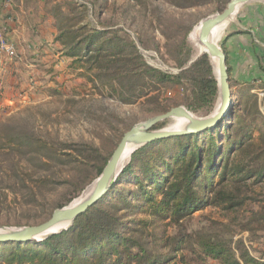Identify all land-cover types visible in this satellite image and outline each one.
Segmentation results:
<instances>
[{"label": "rangeland", "instance_id": "obj_1", "mask_svg": "<svg viewBox=\"0 0 264 264\" xmlns=\"http://www.w3.org/2000/svg\"><path fill=\"white\" fill-rule=\"evenodd\" d=\"M229 1L0 0V228L18 229L45 222L53 208L67 206L93 185L96 167L102 158L110 156L123 133L183 106L185 88L167 84L131 105L108 98L99 82L80 76L83 71L73 70L72 60L64 56L73 37L85 39L99 31L98 43L111 40L112 45L122 47L132 42L148 66L176 74L178 61L188 51L186 68L198 58L197 48L188 40L193 28L223 11ZM251 4L264 5V1L241 6L217 42L219 46L231 25L238 23V14ZM184 39L188 48L180 51ZM232 99L241 106L246 120L256 114L255 135L264 130V98L260 94L232 91ZM216 104L207 114L193 115L209 116ZM163 123L166 129L172 119ZM227 127L228 134L236 135L242 123L231 120ZM16 137H28L30 143L39 139L43 146L36 142L21 148L16 141L8 142ZM84 147L97 150V156L90 150L82 156L74 152ZM165 147L168 154L175 150L174 146L158 144L144 152L145 160L156 164L157 154L166 159ZM141 148L131 152L127 165ZM65 152L71 156L63 157ZM221 171L219 166L215 182ZM253 181L229 180L232 192L243 200L235 210L202 208L176 225L166 215L151 218L140 212L147 205L140 197L127 194L139 191L138 184L128 180L115 185L121 197L112 196L93 206L98 209L94 208L93 218L100 217V210L106 211L117 219V232L137 240L153 255H166L177 232L190 233L206 224L212 233L233 243L241 241L251 255L264 259V181ZM154 197L160 200L162 194L157 192ZM140 220L143 224L138 223ZM113 246L122 247L111 244L105 249ZM66 255L71 256L70 252ZM0 264H6L4 257Z\"/></svg>", "mask_w": 264, "mask_h": 264}, {"label": "trees", "instance_id": "obj_2", "mask_svg": "<svg viewBox=\"0 0 264 264\" xmlns=\"http://www.w3.org/2000/svg\"><path fill=\"white\" fill-rule=\"evenodd\" d=\"M100 34L94 31L80 40L73 37L64 56L72 60L73 70L83 71L80 76H87L92 83L99 82V87L107 90L108 98L131 105L160 85L167 84L185 88L182 105L191 113L203 111L207 114L212 111L218 99V86L206 54L186 68L190 60L188 51L185 58L177 63L179 72L172 74L148 66L132 42L122 47L112 45L111 40L98 43ZM124 48L130 53L126 54ZM183 48H188L185 39L181 42L180 51ZM220 48L223 51V42ZM243 113L241 106L233 104L221 126L142 147L131 155L129 164L120 172L115 185L128 180L137 183L139 191H127V194L140 197L147 205L140 212L151 218L166 215L176 225H181L182 219L192 211L202 208L213 206L225 211L235 210L243 204V200L232 192L229 180L240 183L251 179L255 184L264 181V147H260L264 144V130L255 135L256 114L249 115V120H246ZM231 120L242 123L236 135L226 131ZM163 126L162 122L154 129ZM27 139L16 137L8 142L16 141L21 148L26 143L31 146L36 142L39 147L43 146L39 139H31L34 141L31 143ZM162 143L174 146L175 150L168 154V147H165L166 159L157 154L156 164H150L145 160L144 152ZM87 150L97 156L98 151L90 147L77 148L74 152L82 156ZM63 154L66 158L71 156L70 153ZM110 156L102 158V164L96 167L95 178L101 174ZM219 166L222 171L215 182ZM115 185L104 200L122 196ZM157 192L162 194L160 200L154 197ZM64 206L53 208L47 219L53 211ZM94 208L77 217L67 231L44 241L0 242V259L4 257L6 264H264V259L251 255L243 242L233 243L231 239L212 233L206 224L190 233L185 230L177 232L166 255H153L137 240L117 232V219L106 211L100 210V217L93 218ZM143 222L138 221L139 224ZM111 244L122 247L105 249ZM68 252L70 257L66 255ZM112 257L115 259L111 263Z\"/></svg>", "mask_w": 264, "mask_h": 264}, {"label": "water", "instance_id": "obj_3", "mask_svg": "<svg viewBox=\"0 0 264 264\" xmlns=\"http://www.w3.org/2000/svg\"><path fill=\"white\" fill-rule=\"evenodd\" d=\"M253 1L256 0H230L223 11L214 16L207 17L199 23L198 41L204 47L205 52L198 54L197 57L203 54L209 57L218 86V104H216L217 107L214 114L212 113L209 116L198 118L185 107L179 106L170 109L164 114L157 115L132 126L122 134L109 160L103 167L101 174L94 181L91 192L85 199L76 206L70 207V204H68L67 206L53 211L49 219L39 225L18 229L0 228V242H40L42 241L41 236L56 234L49 232L55 227L66 225V227L63 230H59L58 233L67 230L77 217L84 214L88 209L107 197L121 172L117 174V167L127 146H132L137 149L157 141H163L178 136L198 134L208 129L215 128L218 125L221 126L233 106L232 90L229 84L225 54L218 43H214L211 40L210 35L214 28L223 24L227 26L232 23L237 10L241 6ZM213 59L217 62L215 68L212 63ZM173 117L185 119L187 124L181 130L175 132L164 131V128L158 130L154 129L159 123L165 122Z\"/></svg>", "mask_w": 264, "mask_h": 264}, {"label": "crops", "instance_id": "obj_4", "mask_svg": "<svg viewBox=\"0 0 264 264\" xmlns=\"http://www.w3.org/2000/svg\"><path fill=\"white\" fill-rule=\"evenodd\" d=\"M237 18L222 40L231 90L264 98V5H247Z\"/></svg>", "mask_w": 264, "mask_h": 264}, {"label": "bare ground", "instance_id": "obj_5", "mask_svg": "<svg viewBox=\"0 0 264 264\" xmlns=\"http://www.w3.org/2000/svg\"><path fill=\"white\" fill-rule=\"evenodd\" d=\"M226 28V24H223L221 26H218L216 28H214L211 32L210 38L214 43H217L219 41V39L221 38L223 32L225 31ZM198 32H199V25L196 26L195 28H193V30L191 31V33L188 36V40L194 44V46L197 48V53H204L205 49L204 47L199 43L198 41ZM212 63L214 65V68L216 67V60L213 59ZM232 105H233V100H232ZM215 113V110L213 112V114ZM187 124V121L185 119H182L180 117H173L172 118V123L170 125H168L166 127V129H164V131H168V132H175V131H179L180 129H182L185 125ZM135 150V147L132 146H127L125 148V151L123 152L119 163H118V167H117V174L123 170V168L127 165V161L130 157V154L132 151ZM92 190V185L88 188H86V190L83 191V193L76 199H74L71 203H70V207L76 206L78 205L83 199H85L89 193ZM66 227V225H60L58 227H55L53 229H51L49 232L50 233H56L59 230H63ZM46 236V235H45Z\"/></svg>", "mask_w": 264, "mask_h": 264}]
</instances>
